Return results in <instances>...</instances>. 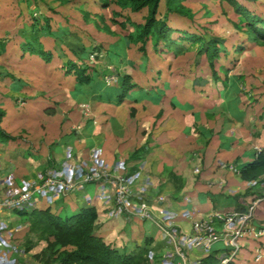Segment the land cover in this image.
Segmentation results:
<instances>
[{"label": "rangeland", "instance_id": "1", "mask_svg": "<svg viewBox=\"0 0 264 264\" xmlns=\"http://www.w3.org/2000/svg\"><path fill=\"white\" fill-rule=\"evenodd\" d=\"M99 1L0 0V109L6 111L1 127L18 137L21 145L26 139L34 144L29 150H23L21 146L19 150L12 151V148H8L9 144L0 145L1 163L8 161L9 157L17 159L13 162L14 166L11 163L14 170L6 171L8 175L5 180L9 184L14 182L15 186L20 178L27 187L42 185V175L53 170L49 161L54 160L60 166L63 158L67 159V145L74 146L76 150L86 148L91 136L88 127L93 126L94 122L98 128L95 133L99 135L103 130L109 133L108 142L111 144H107L106 148L116 147L125 167L132 153L138 147L147 145L143 160L147 162L152 175L159 177L166 166L174 162L171 168L180 176L178 182H182L185 174L180 171L186 167L195 169L198 164L208 174L214 172L216 177L224 175L227 183L235 184L236 177L228 182V172H220L221 169H234V160H217L216 156L212 161L208 159L207 149L210 148L211 139H207L212 134L205 131H209L207 124H211L216 133L222 131L219 134L236 133L254 137L249 142L253 151L256 146L264 147V140H259L264 135V45L248 39L244 18L224 0H179L192 10L191 17L179 12L169 13L168 0H162L159 17L164 19L168 15L167 23L175 29L170 39L177 43L168 49L161 41L156 50L154 43L149 41L144 46L146 53H143L141 41L133 34L135 25L132 22L145 23L147 10L135 13L121 8L115 0H112L109 8L104 9ZM239 1L264 18V0ZM116 12L123 14L117 15ZM126 16L132 20L127 22L126 28L114 23V19L125 21ZM182 31L201 36L203 41L182 38ZM29 37L36 38L32 39L33 49L52 52L50 61L27 51ZM211 40L217 41L218 49L212 60L205 52ZM115 44L119 49L113 52L116 56L112 57L110 51ZM69 60L100 71L97 80L110 86L102 96L109 97L113 103L117 102V98L109 94L115 90L112 87L118 86L119 78L125 75H132L134 86L140 85L145 91V87L153 88L154 96H162L158 100L159 103L162 99V103L152 105L149 101H143L137 105L133 91H137V95L139 89L134 87L129 92L130 98L127 97L119 108L112 107L114 104L97 102L96 96L88 98L83 94L84 86H80L76 78L68 74ZM17 83L24 85L19 91L13 88ZM172 99L174 105L171 104ZM92 158L87 155L85 161L76 163L92 168L89 165ZM114 161L115 158L108 167L100 169L112 172ZM61 169V166L58 167V171ZM124 172H127L125 168ZM12 173L13 177H10ZM163 173L167 175V172ZM209 177L215 178L213 175ZM260 187L264 191L263 183ZM224 190L220 191L222 196H225ZM180 192L181 189L177 190V193ZM45 197L37 196L30 211L50 206L60 210L62 206L54 204V201L49 202V195ZM210 198L206 193H200L194 196V202L208 205ZM226 206L227 203L223 202L218 207L224 209ZM252 206L255 207V204L252 203L249 209ZM78 210L65 204L60 214L67 217ZM235 210L244 211L240 208ZM254 213L249 212L251 217L236 241L240 245V240L254 238L257 244L255 250L258 251L260 245H264V236L253 233L251 218ZM121 214L128 222L125 229L131 231L128 239L117 229L112 234L104 235L100 224H96L98 233L108 243L128 250L136 245L133 243L142 245L148 235H153L156 244L160 243L158 246L168 248L161 247L155 251V262L159 263L172 253L173 243L165 241L166 236L174 235L170 222L164 226L159 220L155 226L151 221H146L138 227V240L133 242L136 230L128 226L136 223L134 218L138 216L127 212ZM258 219H261L263 224H259L264 227V219L261 216ZM98 221L105 225L103 219ZM16 223L12 228L17 229L18 243L25 248L29 240L35 244L34 249L27 253L25 264H40L33 254L40 252L46 242H39L37 234L30 233L29 222L25 218ZM237 223L240 225V221ZM158 224L164 229L159 228ZM188 229L191 227L184 228ZM220 243L223 244H213L214 248H218ZM260 254L262 261H247L264 264V252L260 250Z\"/></svg>", "mask_w": 264, "mask_h": 264}, {"label": "crops", "instance_id": "2", "mask_svg": "<svg viewBox=\"0 0 264 264\" xmlns=\"http://www.w3.org/2000/svg\"><path fill=\"white\" fill-rule=\"evenodd\" d=\"M21 87L18 88L17 84H15L13 88L19 91L21 90ZM108 88H110V86L104 83V86L100 88V90L105 91ZM112 88L115 89L113 90L114 92L119 91V86ZM135 89L137 90L139 89L138 91L139 94L136 95L137 91H135L134 89H132L130 92L134 90L133 92L136 96V99L134 101L137 102V105H140L139 103L143 101H149L151 102L152 105L154 104L158 105L162 103L161 102L162 99L161 101H159V103L155 101L157 98L156 96H154L155 90L153 88L148 89L145 87V89H147V91H145L144 87H141L139 85L137 86V88L135 87ZM87 91L89 92L88 93L83 92V94H85L86 97L88 96V98H92L93 96H96L95 98L97 102H101L102 104L105 105H109L107 103H110L111 105L114 104L112 105V107L115 108L121 107V105L125 103L126 98L127 97L128 99L130 98L129 97L130 94L128 93V95L125 97V99L122 100L121 103H119L118 99H116L117 100L116 103H113L110 99L101 98L100 96L98 97L99 92H93V90L89 87L87 88ZM148 91H150V94L147 93ZM145 94H147L148 96H145ZM113 97H115V94ZM154 97L156 98L155 100ZM171 104L172 105L175 104L174 99L171 100ZM163 122L166 123V121ZM92 123L93 126L90 127L89 125L88 127V130L91 131V136L88 139L86 148L83 150L82 149L76 150L74 146L72 147L67 145L66 149L69 150V153L67 154V159L63 158V160L61 161L62 163L60 165L61 168H64V166H66L71 162L82 161V160L85 161L87 155L91 156L95 152L98 153L99 157L96 158L94 157L90 159L89 161L90 167L92 166L98 168L108 167L110 165V162L114 160V158H115L114 161L115 165L119 164L120 166H124L122 157L120 158V156H118L117 153L118 149L116 150V147L109 149L106 148L107 144H111L108 142L109 133L103 130L98 135L97 133H95L97 132L96 130L98 128L96 125L94 126V122ZM92 123L90 122L89 124ZM232 127L234 128L233 125ZM207 128L209 131H205V130L204 131L211 132L212 134V137H209L207 139V140L211 139L210 148L207 149L208 159L212 161L213 158L216 156L218 157L217 160L219 159H226V161L234 160L235 166H232L234 167V169L233 168L227 170L221 169L220 172H228L227 174V178H229L228 182H230V179L232 177L233 178L236 177L235 184L232 182L227 183L223 178L224 175L222 177L221 175L219 177H216V173L214 172H210L208 174V172L204 171L201 168V165L198 164L195 165L197 166L195 169L186 167V169L180 171V173L185 174V177L182 174H180L182 177H184L182 182H178L180 180V176L173 171V168H171V165L174 162L169 164V166H166V168L162 171L159 177L155 176L154 174L152 175L151 173L152 171L148 169V165L146 164L147 162L145 163V161L143 160L144 155L147 152V145H142L141 147H138L137 150H135V152L132 153L131 159H129L130 161L128 162L126 167L124 166V168L127 170V172L130 173L139 172L141 174L140 175L141 181L137 184L136 198L140 202H143L147 206V208L153 213L154 220L142 219L141 217L134 218V222L136 223L133 222L134 224L128 226V228H135L132 230H136L133 233V238H132L133 242H137L138 240L137 239V237L139 236L138 235L139 231H137L138 227H141L142 224H144L146 221H151L155 226H156V221L159 222V220L164 226L165 223L170 222L172 226L171 228L173 229L174 232L173 236L176 240H178L181 238L184 228L187 226L190 227L192 222L195 219L201 217L202 215L217 213V212H230L232 210H235L236 208L243 209L244 211L242 212H249L250 210L249 206L252 203L255 204V207L253 208L252 211L255 213L254 216L251 218L252 223L254 225L253 233L262 234L264 236V227L259 224V223L261 224L263 223L260 221L261 219H258L260 216L261 218L264 219V199H262L264 195V191L263 189H261L260 183H258V181L248 182L243 180L241 177V168L245 164L252 162L256 159L255 150L253 151V149L249 147L250 146L249 142L254 137H249L245 135L240 136V135H236V133L219 134V132L222 133V131L219 130V132L216 133V131L213 130L214 127L211 126V124H207ZM79 130H83V129L80 128ZM17 139L10 140L9 142H5V143L0 141V145L2 146L5 144L6 145L9 144L8 148H12L11 151L18 149L21 146H23V150H29L30 147L34 146V144L31 143V141L30 142L28 141V139L25 140L27 143L24 142L23 145H21V142L18 141ZM259 140H264V135L262 136V138H259ZM254 142H256V139ZM36 149L38 150V147H36ZM143 149H145V153H143L144 151ZM180 150L182 152L185 151L183 149ZM180 150H178V152H180ZM137 151H141V152L135 155ZM81 157L82 159H80ZM116 160L118 161L116 162ZM8 161L5 160L4 163L0 162V197L6 196L14 188L20 189L27 187L25 183H22L24 181L21 178L20 179L17 178L18 181L16 179L17 181L16 186L14 185L15 184L14 182L12 183L10 182L11 184H9L8 183L9 181L5 180L6 176L8 175L6 171L8 169L11 170L13 169L11 167V163L12 166H14L13 162L17 161V159L13 160L11 157H9ZM60 166H58V163L55 162L51 167H53V169L54 168L56 169ZM124 168L122 170H124ZM163 172H167V175L164 174ZM14 175L16 176V174ZM210 175L215 176V178L211 179L209 177ZM9 176L13 177V173L9 174ZM183 182L185 183V185ZM173 184L175 187L173 186ZM224 188H225L224 190L225 196H222L221 195L222 193H220V191L223 190ZM180 189L181 192L177 193V190ZM200 193H206L211 197L208 205L203 203L198 204L194 202V196ZM80 195L81 197H79ZM113 202L114 201L112 198L105 197L104 193H102V190L97 185L91 184V185H83L73 193L61 195L59 198L56 199L54 204L57 205L58 203V205L62 206L60 210L64 208L65 204L68 205L71 209H79L82 206H93L97 209L99 213V219L101 218L105 221L106 226L105 225L103 226L104 223L101 224V222L98 221V223L100 224V228L104 230L102 231L104 235H106L105 233L112 234V232H115L114 230L117 229L120 231V234L124 233V235L128 239V235L131 232L128 229H125L128 222L125 220V217H123L121 212L117 211V209L115 208V204ZM223 202L227 203V206L224 209H219L218 206ZM22 218L25 217H21L20 215L16 214L15 211H9L6 212L4 217L0 220V256L4 257L7 263L9 264H25V261L27 260L26 255L28 252L26 251L25 247L21 246L18 243L19 241L17 239L18 233H16L17 229L12 228V225L17 224L16 222L20 221ZM148 236L153 237V235H148ZM259 240L263 241V239H259ZM165 241L170 243L172 242L173 244L171 243L172 244L171 246L172 249L174 250L175 247L174 240L170 241V238L168 239V237L166 236ZM244 241L246 243H244ZM156 243H157L156 239H154L153 245H160V243L158 244ZM133 244H137V243H133ZM256 245L257 244L254 238L246 237L245 239L240 240V249L239 251H237L236 257H234V259H232L228 264H251L247 261L248 259H250L251 261L254 260L259 262L262 261V255L260 254V250L264 252L263 249L264 245H260V249L258 251L255 250ZM163 247L167 248L166 246ZM233 251H234V247H231L229 244L226 243L223 244L220 243V246L218 248H214V245L209 248L198 247V248L188 249L186 251L187 253L186 260L191 264H198V261H201L200 264H203V262L209 255H214L221 262V259L229 255ZM164 260L165 258L162 259L159 263L157 262L156 263L163 264Z\"/></svg>", "mask_w": 264, "mask_h": 264}, {"label": "trees", "instance_id": "3", "mask_svg": "<svg viewBox=\"0 0 264 264\" xmlns=\"http://www.w3.org/2000/svg\"><path fill=\"white\" fill-rule=\"evenodd\" d=\"M231 5L236 12L244 18L246 26V34L248 39L264 45V18L251 11L246 5L239 0H224ZM101 7L106 9L112 4V0H100ZM115 2L124 9H129L132 12L138 13L142 10H147L145 23H135V31L138 40L142 43V52L146 53L145 44L149 41L154 43L155 49L161 41L168 49L173 48V44L177 41L170 39V35L175 31L167 23V16L163 19L159 17V10L162 0H115ZM168 10L172 12H179L182 15L189 17L193 16L190 8L185 7L179 0H168ZM117 15H122L121 12H116ZM132 20L126 16L125 21H118L114 19V23L119 24L121 27L127 26V22ZM133 34H130L133 35ZM182 38L201 40L203 37L196 34H190L186 31L181 32ZM35 37H29L27 41L28 50L30 53H37L41 57H45L46 61H50L53 54L50 51H43L33 49V41ZM217 41L211 40L207 43L206 53L212 60L216 57L218 49L216 48ZM119 47L115 44L112 46L110 53L115 57L114 53ZM98 50V49H97ZM114 52V53H113ZM68 74L76 78L80 86H84V93H88L87 88H91L93 92H99L98 97L102 96L100 88L104 86V82L97 80L100 71L89 67L87 64H79L72 60L68 61L67 65ZM19 82V81H18ZM20 88L21 83H17ZM119 91L115 93V97L119 103L128 95L133 89L134 83L132 82V75H125L119 78L118 82ZM144 91V90H143ZM109 93V92H108ZM148 93V92H147ZM114 96L113 91L109 94ZM108 95V96H109ZM145 96H148L145 94ZM161 95L156 96V100L161 98ZM109 99V97L107 98ZM52 112V111H49ZM6 114V111L0 109V141L9 142L16 140L17 137L6 132L1 127V122ZM145 153V149H143ZM141 151L135 153L138 154ZM136 157V156H134ZM53 162V163H51ZM51 166L54 160L49 161ZM241 177L245 181H258L264 182V153H261L254 161L245 164L241 168ZM16 214L25 217L29 222L30 233L37 234L38 241H45L46 245L38 253L33 254L40 264H149L153 254L161 247L153 245L154 238L147 236L143 244H136L128 250H121L111 243H108L105 238L98 233L96 224L98 223L99 213L93 206H82L79 210L71 216L63 217L60 210L54 206L46 208H34L30 211L27 209H17ZM35 247L33 241H28L26 251L29 253ZM220 261L214 255H209L203 264H218Z\"/></svg>", "mask_w": 264, "mask_h": 264}, {"label": "built area", "instance_id": "4", "mask_svg": "<svg viewBox=\"0 0 264 264\" xmlns=\"http://www.w3.org/2000/svg\"><path fill=\"white\" fill-rule=\"evenodd\" d=\"M255 158L264 153V147L256 146ZM99 157L95 152L91 155ZM119 165V164H118ZM113 165V171L105 168L92 167L85 168L79 162L69 163L61 171L58 168L51 170L45 176L42 185H33L25 188H14L4 197H0V220L6 212L17 209L29 210L34 204L37 196L49 195V202L54 201L60 195H66L77 191L83 185H97L104 193L105 197L112 198L118 212L131 213L142 219L154 220L153 213L147 206L137 200L136 190L140 180V173L124 172L123 166ZM264 184V182H263ZM55 196L54 199L52 197ZM46 198V197H45ZM264 199V195L263 198ZM252 206L249 212H252ZM249 212L230 211L204 214L195 219L191 224V229L184 230L180 239L174 240V250L165 257L163 264H191L187 259L188 249L205 247L209 248L213 244L223 242L234 247V251L221 259L219 264H228L240 249L236 241L238 234L244 230ZM249 215V216H248ZM240 221V225L237 222ZM162 230L164 227L158 224ZM234 228V229H233ZM201 261H198L200 264ZM0 264H9L4 257L0 256ZM149 264H157L153 257Z\"/></svg>", "mask_w": 264, "mask_h": 264}]
</instances>
